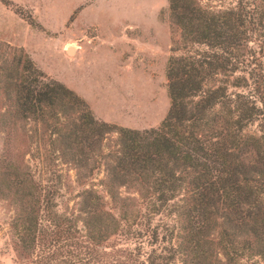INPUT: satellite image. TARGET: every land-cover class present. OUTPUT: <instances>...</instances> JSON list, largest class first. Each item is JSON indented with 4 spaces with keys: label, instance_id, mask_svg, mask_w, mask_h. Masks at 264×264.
<instances>
[{
    "label": "trees",
    "instance_id": "1",
    "mask_svg": "<svg viewBox=\"0 0 264 264\" xmlns=\"http://www.w3.org/2000/svg\"><path fill=\"white\" fill-rule=\"evenodd\" d=\"M168 12L169 106L153 126L98 118L5 44L0 195L33 264L264 259V0H168ZM73 186L75 210H59Z\"/></svg>",
    "mask_w": 264,
    "mask_h": 264
},
{
    "label": "rangeland",
    "instance_id": "2",
    "mask_svg": "<svg viewBox=\"0 0 264 264\" xmlns=\"http://www.w3.org/2000/svg\"><path fill=\"white\" fill-rule=\"evenodd\" d=\"M176 37L168 0H0V63L13 51L6 43L22 46L47 74L81 95L95 116L121 125H157L166 113L165 66ZM3 109L0 90V115ZM27 127L19 122L11 133L16 152L26 149ZM3 129L0 123V154ZM78 190L59 191L57 208L75 210ZM8 199L0 195V264H33L11 226Z\"/></svg>",
    "mask_w": 264,
    "mask_h": 264
}]
</instances>
